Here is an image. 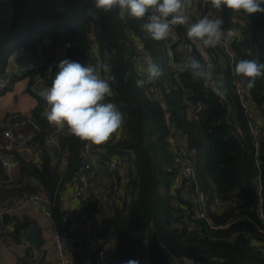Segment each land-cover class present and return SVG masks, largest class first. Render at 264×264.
Segmentation results:
<instances>
[{"label": "trees", "instance_id": "1", "mask_svg": "<svg viewBox=\"0 0 264 264\" xmlns=\"http://www.w3.org/2000/svg\"><path fill=\"white\" fill-rule=\"evenodd\" d=\"M202 4V0L191 3L192 23L204 15ZM217 15L222 16L223 31L235 27L239 32L229 43V49L234 52L232 64L220 44L203 45L212 66L210 71L215 78L224 81L227 91L223 98L212 90L209 82L194 79L191 72L183 68L188 55L204 62L194 45H191V53L188 52L191 42L184 25L174 29L178 39L169 55L166 52L169 38L155 41L142 29L147 16L136 20L126 12L122 15L118 8L105 13L95 7L93 0H0L1 76L6 74L8 60L18 49L31 52L33 58L41 54L43 62H48L44 56L54 58L57 50L63 49L58 55L60 61L70 59L85 66L97 67L104 64L103 57H106V65L114 77L109 81L111 95L107 102L114 103L123 115L121 136L100 145L104 150L94 164L98 175H105L112 183L113 173L105 162L114 154L127 155L133 192L113 205L110 214L98 210L94 194L88 196L84 213L91 219V225L86 230L76 228L69 233L75 264H79L80 255L89 250L86 246L89 239L106 237L115 239L109 264H126L129 260H138L139 264H175L170 254L185 256L194 264H264V225L255 212L258 176L264 193V136L255 146L234 88L236 79L248 82V78L234 71L239 60L258 59L264 63V13L247 15L223 7ZM233 17L242 20V24L233 21ZM126 28L139 37L154 63L161 67L163 74L155 82L137 86L138 79H146V65L137 63L133 50L126 48V42L130 44ZM92 46L95 55L90 52ZM41 70L42 67L36 65L13 72L0 95L25 77L29 78L26 86L29 91L30 79ZM151 85L156 86L164 108L147 95ZM249 95L264 120V77L257 78ZM42 107V101L37 99L31 110L19 118L37 124L25 145L39 152L40 162L27 159L14 147L0 148V154L10 155L16 161L13 179H9L0 164V205H9L15 195L24 192L54 191L57 187L60 176L45 143L46 136L54 133L56 127L40 116ZM190 109L194 112L190 113ZM165 112L174 129L183 136L187 148L195 149L193 168L198 189L207 197V218L212 226L199 219L197 230L186 228L183 212L192 202L185 201L180 188L172 186L182 161L171 153ZM11 114L5 113L0 127ZM22 130L28 131V127ZM55 136L61 149L67 152L62 180L65 181L78 165L85 142L70 134L67 127ZM98 185L99 181H95V187ZM215 199L221 204L215 205ZM81 208L83 210L82 205ZM62 216L58 205L51 207L53 225L64 226ZM3 218L0 238L20 245L12 264H46L43 255H34L35 250L45 252L36 219L27 213L4 214ZM30 226L38 229L40 243L35 247L24 242L23 233ZM94 254L95 247L91 249V255Z\"/></svg>", "mask_w": 264, "mask_h": 264}, {"label": "built area", "instance_id": "2", "mask_svg": "<svg viewBox=\"0 0 264 264\" xmlns=\"http://www.w3.org/2000/svg\"><path fill=\"white\" fill-rule=\"evenodd\" d=\"M194 0H192L193 2ZM203 1V0H202ZM190 6L187 8L188 15L190 16ZM201 9L204 11V15L209 12V8L202 4ZM212 11L217 15L214 9ZM123 15L124 12L121 11ZM233 21L240 22L242 20ZM192 23V22H191ZM176 26L173 27L170 36L168 37V48L166 52L170 55L172 46L176 44L178 39L177 33L174 31ZM187 28V26H186ZM224 37L220 43V46L225 54L229 56L230 64L234 60V52L229 49V43L232 37H237L239 32L237 28H228L223 31ZM125 33L129 37L130 44L126 42V48H131L133 50V59L137 63H143L144 58L149 55L147 48L141 42L139 37L130 29L126 28ZM197 51L200 53L203 61L210 64V59L205 51L204 46L197 42L194 45ZM91 54L95 55L94 46L91 47ZM104 64H106V57H103ZM50 59L47 58L48 62L37 61L30 56V58H25L22 63V69H32L36 65L41 66L42 70L36 73L30 79V89L27 91L35 100L39 99L43 103V107L40 111V116L46 118V113L49 109L46 101L41 97L40 93L51 86V81L54 78L55 70L48 72ZM43 62V63H42ZM144 64V63H143ZM177 66V64H174ZM13 72H18L17 70H7L6 74L0 75V90L5 89L8 85L9 76ZM27 83L29 81L28 77H25ZM27 85V84H26ZM235 92L238 96L239 103L243 109V116L246 120V125L249 134L253 140L255 146L258 145L261 138L264 136V120L260 114V111L253 104L247 83L243 80H234ZM147 95L151 100H156L159 102L162 108L165 107L163 101L159 99L157 94V88L155 85H151L147 91ZM194 112L191 109L190 113ZM11 115L4 118V122L0 127V148L10 149L14 147L18 152L26 155L27 159H32L35 162H40L39 152L31 148L26 147V139L30 136L31 130L37 128V124L29 119L20 120L21 114H26L22 112H9ZM165 124L168 130L167 140L170 144L171 152L175 158H179L181 162L180 171L177 172L175 178L173 179L172 186L175 189L180 188V191L184 193L185 201H190L192 204L185 208L183 214L185 216L186 228L189 231L197 230L198 223L197 220L204 219L207 225H211V221L207 218V197L198 189L197 180L193 168V162L195 157V149L187 148L180 132L174 129V126L169 122V114L165 112L164 114ZM27 126L28 131H22V129ZM64 130V128H57L54 133L46 136L45 143L49 146L51 153V162L56 164L57 172L59 174V181L57 187L54 191L47 192H35V193H22L15 195L12 198V203L9 205H0V236L4 230V214H21L26 211L29 206L37 208L42 214L48 219L47 232L50 239V244L52 246L54 264H75L71 253V236L69 235L71 230L76 228L86 230L91 225V219L85 215L84 209L87 207L88 202L86 201L88 196L92 193L94 194V199L96 201V206L99 211L105 210L107 213L112 212L113 205L124 201L125 198L131 196L133 192L132 182L130 180V161L127 155L114 154L106 162V167L112 171L114 181L110 183V179L105 175H98L97 167L94 161L98 159V154L102 153L104 148L91 145L86 147L85 144L82 148V157L78 165L73 170V174L70 179L62 181L63 175L67 167V152L61 149L59 143L57 142L55 133ZM121 136V130L118 129L116 133L113 134L112 138L108 142H114ZM106 142V143H108ZM105 143V144H106ZM104 145V144H103ZM0 164L8 175L9 179H13L16 176L15 164L16 161L7 154H0ZM95 181H99V185L95 187ZM255 189L257 193V200L255 203V212L259 221L264 225V193L262 192V184L259 176L255 182ZM215 205H220V201L214 200ZM58 205L60 210L63 212L62 221L65 223L62 227H56L51 222V207ZM83 207V210L81 208ZM252 222L258 227L257 223L252 220ZM217 227H221L218 225ZM46 240V239H45ZM25 242V241H24ZM25 244H27L25 242ZM115 245L114 237L100 238V239H89L86 246H88V251L80 255L79 264H109V254L110 249ZM22 247V246H21ZM95 247V254L91 255V249ZM45 250L44 253H40L35 250L34 255H43V259L46 264H48V257L50 253L42 246ZM169 258L175 264H194L191 259L185 256L175 257L170 254ZM44 264V263H43ZM50 264V263H49ZM147 264V263H146Z\"/></svg>", "mask_w": 264, "mask_h": 264}, {"label": "clouds", "instance_id": "3", "mask_svg": "<svg viewBox=\"0 0 264 264\" xmlns=\"http://www.w3.org/2000/svg\"><path fill=\"white\" fill-rule=\"evenodd\" d=\"M97 9L107 13L114 8L126 12L136 20L147 21L142 24L145 33L155 41L166 40L174 26H187V37L191 45L201 43L205 47L218 46L223 37V19L216 15L226 7L233 12L247 15L264 13V0H203L209 12L198 21L189 23L187 8L192 0H93ZM146 79H138L136 84L142 87L162 76L161 67L150 56L144 58ZM58 72L51 81V86L40 95L49 109L47 121L57 128L67 127L70 134L77 137L85 146L103 145L123 124V115L112 102H107L111 95L109 81L113 79L106 64L97 67L85 66L77 61L63 59L57 65ZM211 64L201 62L192 55L185 58L184 69L191 72L194 79L209 82L212 90L220 97L226 95L223 79L215 78L210 71ZM101 69L103 76L101 75ZM239 76L248 78L247 87L255 86L257 78L264 77V63L258 59H241L234 69ZM48 72H51L49 67ZM126 264H139L138 260H129Z\"/></svg>", "mask_w": 264, "mask_h": 264}, {"label": "crops", "instance_id": "4", "mask_svg": "<svg viewBox=\"0 0 264 264\" xmlns=\"http://www.w3.org/2000/svg\"><path fill=\"white\" fill-rule=\"evenodd\" d=\"M24 60V51L18 49L15 53H13L9 60H8V67L7 70L13 71V70H21V63ZM58 72V70H55L54 76ZM27 81L25 78L18 80L13 83L12 88L9 91L4 92L2 95H0V120L3 118L5 113L8 112H22L27 113L31 110V108L36 104V100L34 97H32L27 91H26V85ZM26 131V130H22ZM1 142V139H0ZM39 211L37 208L29 206L26 208V211L22 213H27L28 215L33 216L34 211ZM35 218V217H34ZM36 219V218H35ZM48 220V219H47ZM37 221V219H36ZM49 222L47 223L48 227ZM40 236L43 239V244L46 241L43 237L41 231ZM1 241V240H0ZM45 247V246H44ZM48 251V250H47ZM49 253V252H48ZM16 255V253H15ZM15 260V256H14ZM13 260V262H14ZM48 263L54 264V258L53 254H50L48 257ZM12 262V263H13ZM0 264H11L6 256H0Z\"/></svg>", "mask_w": 264, "mask_h": 264}, {"label": "rangeland", "instance_id": "5", "mask_svg": "<svg viewBox=\"0 0 264 264\" xmlns=\"http://www.w3.org/2000/svg\"><path fill=\"white\" fill-rule=\"evenodd\" d=\"M191 22L192 21L189 17V23H191ZM22 51H24V59L30 58V56H33L32 53L29 51H25V50H22ZM62 53H63V49L57 50L56 57H54L53 60H50L49 66L51 67V70H59L57 65L60 62V57L58 55L62 54ZM163 54H164V57H166L165 51L163 52ZM38 57L39 58H33V57L32 58L39 61L41 59L42 55L39 54ZM44 58H52V57L49 55H46V56H44ZM189 111H191V109ZM170 150H171V148H170ZM33 216L37 219V223L39 225L41 233H42L43 237L46 239V241L44 242L45 243L44 244L45 249L48 250V252L50 254H53L52 246L50 244V239H49V235L47 232V223H48L47 218L42 214V212L37 211V210L34 211ZM202 220H204V219H202ZM193 231H195V230H193ZM0 240H1L0 241V256H2V257L6 256L9 260V262L12 264V262L14 260L15 253L20 249V245L12 242V240L7 239L5 237L0 238Z\"/></svg>", "mask_w": 264, "mask_h": 264}, {"label": "water", "instance_id": "6", "mask_svg": "<svg viewBox=\"0 0 264 264\" xmlns=\"http://www.w3.org/2000/svg\"><path fill=\"white\" fill-rule=\"evenodd\" d=\"M204 111V109H202ZM15 161V160H14ZM24 241L35 247L40 243L38 238V229L36 226H30L27 231L23 233Z\"/></svg>", "mask_w": 264, "mask_h": 264}]
</instances>
